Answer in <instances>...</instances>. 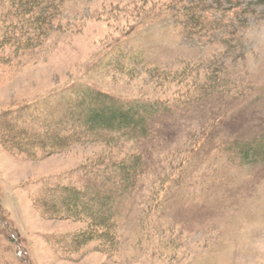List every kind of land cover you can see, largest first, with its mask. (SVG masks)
Returning <instances> with one entry per match:
<instances>
[{
  "label": "rangeland",
  "instance_id": "374dc122",
  "mask_svg": "<svg viewBox=\"0 0 264 264\" xmlns=\"http://www.w3.org/2000/svg\"><path fill=\"white\" fill-rule=\"evenodd\" d=\"M18 1L0 0V264H264V5L68 0L42 32ZM112 103L149 106L150 133L87 129Z\"/></svg>",
  "mask_w": 264,
  "mask_h": 264
},
{
  "label": "trees",
  "instance_id": "16d2710c",
  "mask_svg": "<svg viewBox=\"0 0 264 264\" xmlns=\"http://www.w3.org/2000/svg\"><path fill=\"white\" fill-rule=\"evenodd\" d=\"M68 0H19L20 8L25 10L27 12V19H34L32 22V25L36 26V30H45L42 32H47L48 29V21H51L53 18H56L57 16H60L62 11V6L65 2ZM256 3L258 5H264V0H257ZM40 7V8H39ZM36 12H33L35 11ZM35 16V17H34ZM33 29V28H32ZM44 34V33H43ZM107 99V98H106ZM149 106L145 105L142 108H136V107H125V105H120L117 103L108 104L105 106H102L100 108L94 109L92 112L88 114V119L85 122V125L87 129H92V131L101 129V130H110L115 131L117 133L122 132L123 135L125 133L127 135L133 136L136 139H141L142 137H145L147 134L150 133V120H147V118H144L140 115L143 112L149 113ZM141 117V118H140ZM28 142L27 144H24L23 146H19L21 144L14 145L16 146L15 149L18 150V154H26L27 151H30L31 149L38 147V142ZM59 148L64 149L71 140L67 139H60L57 141ZM27 147V148H26ZM60 149V150H62ZM32 157L33 155L30 154ZM184 159V158H183ZM135 163L136 168H141L142 160H140L139 156L135 157ZM183 165V164H182ZM127 174H124V179L127 178ZM88 186H91L89 184ZM66 191V188L62 189V192L64 193ZM70 193L72 196H80L78 194V190H74V188L70 190ZM87 196V194L83 193V197ZM88 197V196H87ZM89 198V197H88ZM69 198H62L60 197L59 202H61V207L59 208H52L50 209L52 214H63V213H71V209L69 210ZM79 202V201H78ZM89 203H92V208L89 210L88 214H105L109 212H104V207L98 208V206L102 205L99 203V199L96 198V200L89 198ZM83 204V203H82ZM77 206V205H75ZM109 211V209H107ZM111 211V210H110ZM92 220L93 225L96 226V221L100 228H107L109 225L107 224V221L109 219L103 218V216H95ZM89 218L92 219V216H89ZM106 230H109L108 227ZM106 236V235H105Z\"/></svg>",
  "mask_w": 264,
  "mask_h": 264
}]
</instances>
